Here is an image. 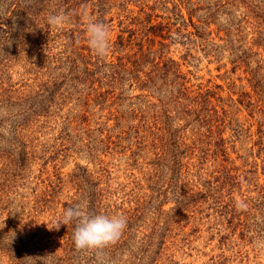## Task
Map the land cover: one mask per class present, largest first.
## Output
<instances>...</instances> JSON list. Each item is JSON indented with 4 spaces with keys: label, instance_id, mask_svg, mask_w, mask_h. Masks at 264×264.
<instances>
[{
    "label": "rangeland",
    "instance_id": "374dc122",
    "mask_svg": "<svg viewBox=\"0 0 264 264\" xmlns=\"http://www.w3.org/2000/svg\"><path fill=\"white\" fill-rule=\"evenodd\" d=\"M0 264H264V0H0Z\"/></svg>",
    "mask_w": 264,
    "mask_h": 264
},
{
    "label": "clouds",
    "instance_id": "9594fccd",
    "mask_svg": "<svg viewBox=\"0 0 264 264\" xmlns=\"http://www.w3.org/2000/svg\"><path fill=\"white\" fill-rule=\"evenodd\" d=\"M63 13L49 15L51 26L63 23ZM88 45L98 56L106 55L109 48V31L103 23L90 22L87 25ZM123 215H93L84 205L76 203L66 208L56 221V229L73 225L72 240L76 251L101 249L117 241L126 227Z\"/></svg>",
    "mask_w": 264,
    "mask_h": 264
},
{
    "label": "trees",
    "instance_id": "16d2710c",
    "mask_svg": "<svg viewBox=\"0 0 264 264\" xmlns=\"http://www.w3.org/2000/svg\"><path fill=\"white\" fill-rule=\"evenodd\" d=\"M40 5H42V3Z\"/></svg>",
    "mask_w": 264,
    "mask_h": 264
}]
</instances>
